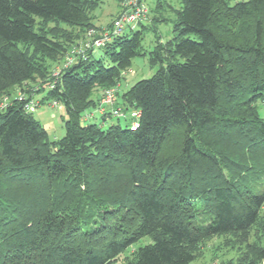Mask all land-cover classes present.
Masks as SVG:
<instances>
[{
  "label": "trees",
  "instance_id": "trees-1",
  "mask_svg": "<svg viewBox=\"0 0 264 264\" xmlns=\"http://www.w3.org/2000/svg\"><path fill=\"white\" fill-rule=\"evenodd\" d=\"M99 3L0 0V98L40 74L42 104L66 112L65 134L50 139L25 108L30 90L0 110V264H115L146 237L130 264H191L227 234L246 251L226 264H261L264 242L248 234L264 207V163L246 155L264 158V0H180L173 37L150 51L159 68L118 103L140 111L135 129L131 116L82 119L99 103L93 92L141 54L148 26L49 68L95 26Z\"/></svg>",
  "mask_w": 264,
  "mask_h": 264
},
{
  "label": "rangeland",
  "instance_id": "rangeland-1",
  "mask_svg": "<svg viewBox=\"0 0 264 264\" xmlns=\"http://www.w3.org/2000/svg\"><path fill=\"white\" fill-rule=\"evenodd\" d=\"M234 2V0H230ZM150 8V16H157L160 21H156L155 25L150 23V21H146L143 24L148 26V28L144 29L143 32V42H142V50L141 54L137 55L133 61L131 66L122 72V76L119 83L117 100L118 103H122V94L127 91L133 84L137 81L151 77L159 68V64H154L150 58V51L154 49L155 42L158 39L157 36L161 37L162 41H167L173 37V23L172 20L176 17V8L180 7V0H145ZM156 7H158L156 11ZM120 8V0H100L98 7L94 11V24L95 26L91 27H103L111 24L113 19L117 15V12ZM55 26L54 22L48 23L49 29ZM63 26V25H62ZM57 27V25L55 26ZM71 30L70 27L66 26ZM90 28V27H89ZM88 28V29H89ZM87 29V30H88ZM141 29L140 26H137L136 30ZM57 28L54 29V33L57 32ZM73 36L78 33L79 29L72 28ZM125 35H130L131 33L129 30L125 31ZM87 33V31H86ZM85 33V35H86ZM195 35H193L194 37ZM71 36H68L69 42L73 41ZM75 38V37H74ZM76 42L71 45V48L68 52H62L55 56L53 60L50 59V66L51 72L55 75V70L57 67L64 65L66 61V57L69 52H71L72 48L77 45L78 47V38H75ZM103 53L102 48H97L95 50V54L99 57ZM44 76L38 75L35 80L29 82L24 86L25 90L19 89L18 87L13 88V91L10 95H5L8 97L20 96V94H29L26 90H30L31 97L35 98L40 102L39 106L33 112V115L40 119L44 127L47 129L49 133L50 139H59L63 137L65 134L64 129V118L66 116L65 109L62 105H52L53 102H45L42 104L41 98L46 95L47 90L41 92V87L43 86L42 83L44 82ZM104 90V89H103ZM103 90L101 88L96 89L92 97L96 98V95L102 96ZM25 91V92H24ZM3 96V97H5ZM0 98V101L3 99ZM259 113L264 117V102L259 101L257 103ZM96 108H89L83 113V123L87 124L90 121H97L101 122V115L97 112ZM126 111V112H130ZM89 112H93L92 114L94 117L86 119ZM105 116L104 127L109 126L112 123L120 122L122 125H126L130 123V118H120L118 119L115 115H109L107 113L103 114ZM238 149L237 147L235 148ZM235 152L241 153V148ZM246 157L249 159H253L258 164L264 163L263 156L257 154H247ZM252 160V161H253ZM250 235V236H249ZM249 238L248 241L251 243L262 244L264 242V207L261 212L260 220L257 224L255 229L250 231L248 234ZM149 241V238L146 237L143 240L139 241L138 243L131 246L127 251L122 253L115 264H130L131 261L134 259L135 251L137 250L138 246L141 244H145ZM201 249V250H200ZM199 249L201 253L200 257L192 262L191 264H226L229 261L237 262L245 253L246 251V242L239 235H217L214 236L202 245Z\"/></svg>",
  "mask_w": 264,
  "mask_h": 264
},
{
  "label": "built area",
  "instance_id": "built-area-1",
  "mask_svg": "<svg viewBox=\"0 0 264 264\" xmlns=\"http://www.w3.org/2000/svg\"><path fill=\"white\" fill-rule=\"evenodd\" d=\"M150 8L145 0H120V8L117 15L113 19V22L103 27H90L87 30L86 36L83 40L79 41L77 45L72 48L71 52L68 53L64 65L57 67L55 75H57L63 67H67L78 58V56L85 55L89 49H97L106 42L110 41L116 36L136 30L137 26H141L144 22L148 21ZM119 83L116 85L106 88L103 90L100 102L97 105V112L102 114L110 112L112 115L117 117H128L133 118L131 128L135 129L139 122L140 111L138 109H132L130 112H126L120 105H118L117 94H118ZM21 97L23 94H20ZM10 101V97L5 96L0 101V110L5 109ZM40 102L35 98H31L25 104L27 111L34 112L39 106ZM52 105H60L54 101ZM93 113H88L87 116H91ZM261 264H264V259Z\"/></svg>",
  "mask_w": 264,
  "mask_h": 264
},
{
  "label": "crops",
  "instance_id": "crops-1",
  "mask_svg": "<svg viewBox=\"0 0 264 264\" xmlns=\"http://www.w3.org/2000/svg\"><path fill=\"white\" fill-rule=\"evenodd\" d=\"M157 9H158V7H156V11H157ZM148 21H150V23H152V24H155V22L157 21V16H150L149 15V18H148ZM157 23V22H156ZM100 96L99 95H96V99H98L99 100V102H100ZM99 104V103H98ZM100 115H103L102 113H100V112H98ZM40 120V119H39ZM41 121V120H40Z\"/></svg>",
  "mask_w": 264,
  "mask_h": 264
}]
</instances>
